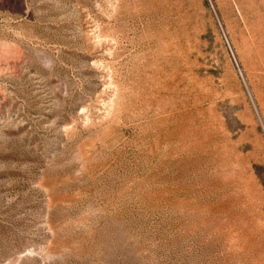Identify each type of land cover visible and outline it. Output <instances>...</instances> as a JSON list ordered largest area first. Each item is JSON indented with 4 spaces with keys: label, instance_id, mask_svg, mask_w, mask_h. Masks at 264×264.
<instances>
[{
    "label": "rangeland",
    "instance_id": "374dc122",
    "mask_svg": "<svg viewBox=\"0 0 264 264\" xmlns=\"http://www.w3.org/2000/svg\"><path fill=\"white\" fill-rule=\"evenodd\" d=\"M0 264H264V0H0Z\"/></svg>",
    "mask_w": 264,
    "mask_h": 264
}]
</instances>
